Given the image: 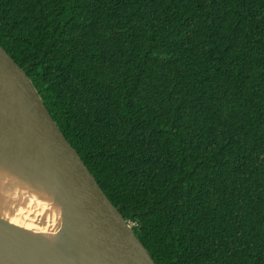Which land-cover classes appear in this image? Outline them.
Returning a JSON list of instances; mask_svg holds the SVG:
<instances>
[{
    "label": "trees",
    "instance_id": "obj_1",
    "mask_svg": "<svg viewBox=\"0 0 264 264\" xmlns=\"http://www.w3.org/2000/svg\"><path fill=\"white\" fill-rule=\"evenodd\" d=\"M0 45L156 264H264V0H0Z\"/></svg>",
    "mask_w": 264,
    "mask_h": 264
},
{
    "label": "water",
    "instance_id": "obj_2",
    "mask_svg": "<svg viewBox=\"0 0 264 264\" xmlns=\"http://www.w3.org/2000/svg\"><path fill=\"white\" fill-rule=\"evenodd\" d=\"M26 200L54 230L27 226L15 210ZM0 264H156L1 45Z\"/></svg>",
    "mask_w": 264,
    "mask_h": 264
},
{
    "label": "bare ground",
    "instance_id": "obj_3",
    "mask_svg": "<svg viewBox=\"0 0 264 264\" xmlns=\"http://www.w3.org/2000/svg\"><path fill=\"white\" fill-rule=\"evenodd\" d=\"M16 212L18 216L25 221H30L27 226L32 229H41V231H51L55 228L54 214L37 202L24 201L17 205Z\"/></svg>",
    "mask_w": 264,
    "mask_h": 264
},
{
    "label": "built area",
    "instance_id": "obj_4",
    "mask_svg": "<svg viewBox=\"0 0 264 264\" xmlns=\"http://www.w3.org/2000/svg\"><path fill=\"white\" fill-rule=\"evenodd\" d=\"M130 224H131V226H133L134 225V223H132V222H129Z\"/></svg>",
    "mask_w": 264,
    "mask_h": 264
},
{
    "label": "clouds",
    "instance_id": "obj_5",
    "mask_svg": "<svg viewBox=\"0 0 264 264\" xmlns=\"http://www.w3.org/2000/svg\"><path fill=\"white\" fill-rule=\"evenodd\" d=\"M129 222V221H128Z\"/></svg>",
    "mask_w": 264,
    "mask_h": 264
}]
</instances>
